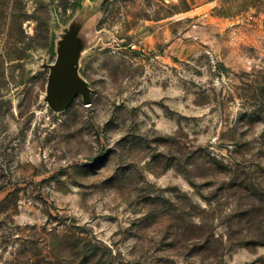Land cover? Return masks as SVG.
<instances>
[{"label": "rangeland", "instance_id": "rangeland-1", "mask_svg": "<svg viewBox=\"0 0 264 264\" xmlns=\"http://www.w3.org/2000/svg\"><path fill=\"white\" fill-rule=\"evenodd\" d=\"M0 264H264V0H0Z\"/></svg>", "mask_w": 264, "mask_h": 264}, {"label": "water", "instance_id": "water-1", "mask_svg": "<svg viewBox=\"0 0 264 264\" xmlns=\"http://www.w3.org/2000/svg\"><path fill=\"white\" fill-rule=\"evenodd\" d=\"M79 49L80 40L71 30L59 43L55 62L48 65L45 100L55 112L64 111L77 95H81L85 106L90 104L91 90L77 73Z\"/></svg>", "mask_w": 264, "mask_h": 264}, {"label": "trees", "instance_id": "trees-1", "mask_svg": "<svg viewBox=\"0 0 264 264\" xmlns=\"http://www.w3.org/2000/svg\"><path fill=\"white\" fill-rule=\"evenodd\" d=\"M92 1H96V0H92ZM105 2H103V4H104Z\"/></svg>", "mask_w": 264, "mask_h": 264}]
</instances>
